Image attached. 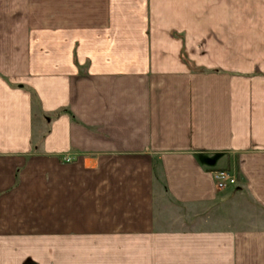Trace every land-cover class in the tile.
Masks as SVG:
<instances>
[{
    "label": "crops",
    "instance_id": "0c3cea01",
    "mask_svg": "<svg viewBox=\"0 0 264 264\" xmlns=\"http://www.w3.org/2000/svg\"><path fill=\"white\" fill-rule=\"evenodd\" d=\"M0 264H264V0H0Z\"/></svg>",
    "mask_w": 264,
    "mask_h": 264
},
{
    "label": "built area",
    "instance_id": "2783aa9c",
    "mask_svg": "<svg viewBox=\"0 0 264 264\" xmlns=\"http://www.w3.org/2000/svg\"><path fill=\"white\" fill-rule=\"evenodd\" d=\"M212 177L218 189H225L235 185L238 181L237 172L230 168H222L212 171Z\"/></svg>",
    "mask_w": 264,
    "mask_h": 264
},
{
    "label": "trees",
    "instance_id": "16d2710c",
    "mask_svg": "<svg viewBox=\"0 0 264 264\" xmlns=\"http://www.w3.org/2000/svg\"><path fill=\"white\" fill-rule=\"evenodd\" d=\"M63 111V110H62ZM60 113V112H59Z\"/></svg>",
    "mask_w": 264,
    "mask_h": 264
}]
</instances>
